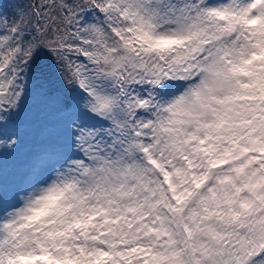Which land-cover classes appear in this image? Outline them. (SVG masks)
Wrapping results in <instances>:
<instances>
[{
    "label": "snow or ice",
    "instance_id": "obj_1",
    "mask_svg": "<svg viewBox=\"0 0 264 264\" xmlns=\"http://www.w3.org/2000/svg\"><path fill=\"white\" fill-rule=\"evenodd\" d=\"M0 264H264V0H0Z\"/></svg>",
    "mask_w": 264,
    "mask_h": 264
}]
</instances>
